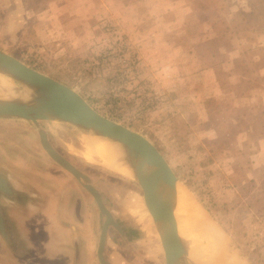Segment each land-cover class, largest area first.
<instances>
[{
    "label": "rangeland",
    "instance_id": "374dc122",
    "mask_svg": "<svg viewBox=\"0 0 264 264\" xmlns=\"http://www.w3.org/2000/svg\"><path fill=\"white\" fill-rule=\"evenodd\" d=\"M169 4L0 0V49L148 138L184 185L210 240L220 242L215 237L220 235L250 264H264V106L244 100L250 90L264 88V69L258 71L264 68V0H180L179 6L191 9L183 13ZM61 125L1 118L3 172L25 185L26 178L44 184L41 174L66 173L41 147L38 129H43L50 144L89 176L125 231L108 228V264L122 262L121 256L112 262V249L128 256L129 264H154L151 256L161 255L160 247L136 179L87 154L84 136L100 137ZM81 193L86 204L80 229L89 253L80 261L99 264L104 217L90 193L83 187ZM234 224L239 225L230 232ZM17 259L8 251L7 264L57 262L44 255Z\"/></svg>",
    "mask_w": 264,
    "mask_h": 264
},
{
    "label": "water",
    "instance_id": "95a60500",
    "mask_svg": "<svg viewBox=\"0 0 264 264\" xmlns=\"http://www.w3.org/2000/svg\"><path fill=\"white\" fill-rule=\"evenodd\" d=\"M0 72L12 77L22 87L30 89V94L25 99L0 100V118L22 119L34 124L41 121L64 122L90 130L99 137L120 144L125 161L132 169L134 178L142 190L144 205L157 234L163 263L194 264L187 258L188 251L180 239L174 215V187L178 179L163 155L148 138L103 116L73 88L29 67L1 49ZM38 135L47 155L81 183L93 197L99 212L103 215L104 221L99 233L96 254L99 264H106L104 249L108 228L114 227L121 235L125 234L124 229L114 220L104 204L102 195L90 183L89 176L50 145L43 129H38ZM0 190L9 191L2 177H0ZM0 230H2L1 219ZM221 231L225 234L223 230ZM228 249L231 252L234 250L241 262L250 264L230 241Z\"/></svg>",
    "mask_w": 264,
    "mask_h": 264
},
{
    "label": "crops",
    "instance_id": "0c3cea01",
    "mask_svg": "<svg viewBox=\"0 0 264 264\" xmlns=\"http://www.w3.org/2000/svg\"><path fill=\"white\" fill-rule=\"evenodd\" d=\"M161 1L166 3L170 2L168 6L171 9H175L178 6L177 9H182V13L183 10L190 9L188 6H179L180 0ZM216 20L215 18L208 19L210 23L207 25V28H211ZM211 37L215 38L214 36ZM262 69L264 68H259L258 71ZM261 75H264V73H261ZM244 100H246L248 105L253 103L252 101L255 103L259 101L264 106V88L261 86L250 90L245 94ZM4 134H1L0 131V136L3 135L4 137ZM3 149H5V146H3ZM3 149L0 145V161L6 157V152ZM2 172L3 169L0 164V175H2ZM41 177L45 180L44 184H39V181L36 182L34 179L26 178V182L29 185L19 183L16 179L17 185L14 186L17 191L20 190L30 197L34 196L32 194H37L40 201L38 199L25 204H6L7 218L13 226L16 238H18L17 242L19 243L13 247L15 249L14 252H11L16 257V260H18L17 258L28 257V255L31 257L44 255L57 261L54 264H82L80 257L89 253L86 250L89 239L87 240L85 231L80 229V220L84 218L86 204V200L83 198L84 195L81 193L82 185L69 172L64 173L61 171L58 174L52 175L41 174ZM0 204H2V201H0ZM0 234H4L3 226ZM1 235L0 264H7L8 251L10 252V250ZM112 244L113 248L116 247L115 243L112 242ZM18 250H20V257ZM112 250H114L111 255L113 256L112 262L118 263V258L121 256L120 260L122 262L119 263L123 264V262H126V264H129L128 256L125 257L123 252L117 253V249ZM106 251L107 240L105 241L104 257L106 264H108L111 260L106 258ZM159 256L161 257V255H157L156 253L151 256V259L155 261L154 264H164L162 257L160 262ZM2 259H4L3 263H1ZM17 263L15 262L13 264Z\"/></svg>",
    "mask_w": 264,
    "mask_h": 264
},
{
    "label": "bare ground",
    "instance_id": "6f19581e",
    "mask_svg": "<svg viewBox=\"0 0 264 264\" xmlns=\"http://www.w3.org/2000/svg\"><path fill=\"white\" fill-rule=\"evenodd\" d=\"M12 79V77L0 72V100L8 98H27L30 94V89L22 87L15 80L14 83ZM62 123L64 122L52 121V125L57 129L62 128ZM71 126L96 135L90 130L75 125ZM84 137L88 138V140L84 142L87 148V154H89L90 157H98L104 166L118 172L129 171L134 177L132 169L125 161L120 144L102 137H100L101 139L86 135ZM192 208L194 207L191 205V200L189 201L184 185L177 181L174 187V215L177 221L178 233L180 239L183 242L184 240L188 241L187 243L192 244L195 250V252H193L190 249L191 252H188L187 258L194 264H241L240 259L235 254L232 253L233 255H231L230 252H227L229 250H227L228 248L222 242V237L220 235L218 237L214 234L220 242H218L217 239V242L214 241L213 237V241L210 240L211 238L209 236L211 232H207L204 226L198 224L199 218H196L195 211H192Z\"/></svg>",
    "mask_w": 264,
    "mask_h": 264
},
{
    "label": "flooded vegetation",
    "instance_id": "af4514ba",
    "mask_svg": "<svg viewBox=\"0 0 264 264\" xmlns=\"http://www.w3.org/2000/svg\"><path fill=\"white\" fill-rule=\"evenodd\" d=\"M46 135H47V133H46ZM47 139H48V136H47ZM55 150L60 155L63 156V154H61L57 149H55ZM64 158L66 159V157H64ZM63 170H65V169H63ZM0 177H2V178L5 179V181L7 183V186H8V190H9L8 192L3 191V190H0V201H2V204H0V219H1L2 226L4 228V234L3 235L0 234V235L4 239V242L6 243V246H8L9 250L12 251V252H14L15 249L13 247L17 246L19 243L17 242L18 238H16L15 232L13 230V226H12V224L9 222V220L7 218V209H6L7 205L6 204H13V203H15V204L16 203H23V204H25V203H27L29 201H36V200L39 199V197L37 196V194L36 195L35 194H32L34 196L30 197L27 194L25 195V193H23L20 190L17 191V189L14 187L17 184L15 182H13L12 179L9 177V175L7 176L6 173L4 174L2 172V175H0ZM39 201H40V199H39ZM18 252H19L18 255L20 257V250H18ZM15 254L17 255V253H15Z\"/></svg>",
    "mask_w": 264,
    "mask_h": 264
},
{
    "label": "trees",
    "instance_id": "16d2710c",
    "mask_svg": "<svg viewBox=\"0 0 264 264\" xmlns=\"http://www.w3.org/2000/svg\"><path fill=\"white\" fill-rule=\"evenodd\" d=\"M237 225H239V224H234V225H228V229L230 230V232H234L235 230H233V228L234 227H236L237 228Z\"/></svg>",
    "mask_w": 264,
    "mask_h": 264
}]
</instances>
